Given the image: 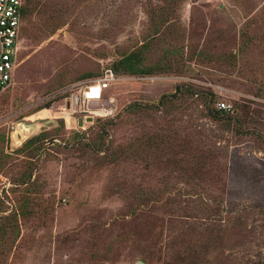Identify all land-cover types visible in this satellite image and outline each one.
Listing matches in <instances>:
<instances>
[{"label": "rangeland", "instance_id": "374dc122", "mask_svg": "<svg viewBox=\"0 0 264 264\" xmlns=\"http://www.w3.org/2000/svg\"><path fill=\"white\" fill-rule=\"evenodd\" d=\"M49 2L0 93V264H264V0Z\"/></svg>", "mask_w": 264, "mask_h": 264}, {"label": "built area", "instance_id": "2783aa9c", "mask_svg": "<svg viewBox=\"0 0 264 264\" xmlns=\"http://www.w3.org/2000/svg\"><path fill=\"white\" fill-rule=\"evenodd\" d=\"M23 0H0V93L3 92L12 82L15 70L18 66V52L20 32L22 27L21 9ZM117 77L110 70H106L101 77L84 82L78 94L70 99L71 109L76 106L85 108L91 101L98 102L111 85L115 84ZM94 90L92 95L86 90ZM217 109L229 111V106L219 103ZM78 110H76L77 112ZM105 109H95L94 111L79 110L80 113L90 116H108ZM73 113H75L73 111Z\"/></svg>", "mask_w": 264, "mask_h": 264}, {"label": "trees", "instance_id": "16d2710c", "mask_svg": "<svg viewBox=\"0 0 264 264\" xmlns=\"http://www.w3.org/2000/svg\"><path fill=\"white\" fill-rule=\"evenodd\" d=\"M33 8L35 9V15L39 23L38 28H37V33H41V31L46 30L51 26L52 21H53V16H52L53 10L50 6L49 0H23V6L21 9L22 24L24 20H26L27 17L33 13ZM21 30H22V27H21ZM20 35H21V32H20ZM164 57H166L167 59V54L164 53ZM144 62L145 60L143 56L138 55V53L129 54L127 56H124L123 59L120 60L112 69L113 71H116V72H122V73H128V74H150L152 73L153 67L151 68H149L148 66H147L148 68L144 67ZM173 65H177V64H175L174 62L170 63L168 65L169 69H171ZM158 68H159L158 71H163L162 69H165L161 66H158ZM103 74L104 72L102 73V75ZM102 75H100L99 77H101ZM186 92H189V89H187ZM181 93H182L181 87L178 86L176 87L175 93L172 96L176 97V96H179V94ZM208 110L210 111V113L212 114L214 118H218V119L222 117L220 116V114L224 113L221 110L213 111L210 108H208Z\"/></svg>", "mask_w": 264, "mask_h": 264}, {"label": "water", "instance_id": "95a60500", "mask_svg": "<svg viewBox=\"0 0 264 264\" xmlns=\"http://www.w3.org/2000/svg\"><path fill=\"white\" fill-rule=\"evenodd\" d=\"M92 120V118H87L86 119V121L87 122H90ZM82 125V120L81 119H79L78 120V126H81ZM33 127H31V126H25V129H29V130H31Z\"/></svg>", "mask_w": 264, "mask_h": 264}, {"label": "bare ground", "instance_id": "6f19581e", "mask_svg": "<svg viewBox=\"0 0 264 264\" xmlns=\"http://www.w3.org/2000/svg\"><path fill=\"white\" fill-rule=\"evenodd\" d=\"M94 90H96V89H93V90H86V92H87V94H90V95H92L93 93H94ZM16 134V133H15Z\"/></svg>", "mask_w": 264, "mask_h": 264}]
</instances>
